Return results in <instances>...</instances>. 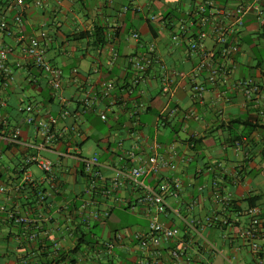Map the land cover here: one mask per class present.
<instances>
[{
	"label": "crops",
	"instance_id": "crops-1",
	"mask_svg": "<svg viewBox=\"0 0 264 264\" xmlns=\"http://www.w3.org/2000/svg\"><path fill=\"white\" fill-rule=\"evenodd\" d=\"M20 1L0 0V15L7 23L6 29L0 30V47L8 50L6 64L10 71L0 85L1 131L3 134L18 128L20 141L34 143L37 123L54 119L52 151L41 152V156H52L42 157L53 164L55 187L47 205L38 207L35 195L46 185L32 171L31 167L37 168L32 164L28 172L39 180L37 186L9 199L0 197L5 210L35 219L33 226H17L5 221L0 212V264H50L57 252L69 254L75 247L73 231L77 226L89 229L94 222L99 234L104 229L109 234L107 239L98 236V242L109 240L117 231L128 237L108 256L98 254L94 245L82 244L83 255L76 264H132L137 251L129 236L146 227L142 208L133 207L135 190L126 184L109 196L92 195L88 213L107 211L108 215L100 221L83 222L80 207L86 195L82 166L58 154H73L78 148L82 157L97 155L109 184L116 170L136 164L126 156L128 150L135 147L136 154L145 158L154 142L160 144L159 153L170 156V167L161 171L158 179L146 178L145 183L179 178L182 188L174 206L196 200L193 216L203 219L217 214L218 218L227 215L229 219L226 227L216 223L201 229L224 254L214 256L212 264H224V258L230 264H264V219L258 251H252L238 235L249 220L243 200L257 197L264 214V25L253 14L244 17L243 25L228 38L237 44L238 52L228 60L216 57L226 69V82L208 85L199 100L192 98L188 76L197 54L187 48L190 39L176 45L170 35L205 0ZM246 1L251 0H212L213 5L227 11ZM257 3L264 11V0ZM16 13H20V23L13 21ZM96 29L104 33L100 44L95 43ZM133 32L139 34V42L130 37ZM32 38L38 40L45 60L61 71L57 91L23 55ZM203 43L208 49H217L211 38ZM150 45L159 64L135 71L129 58ZM205 75H200V81ZM167 81L169 92L162 90ZM244 82L257 85L258 90L246 95ZM108 83L112 87L104 94ZM28 104L34 118L31 125L24 122L27 114L18 110ZM100 114L105 120L99 118ZM89 139L93 146H88L89 155H84ZM7 146V141L0 139V182L14 178L24 153L20 145ZM216 194L228 197L241 212L230 214L221 209L213 201ZM121 211L133 213L135 221L120 227L110 223L114 216L122 217ZM165 224L176 228L181 237L187 236L177 220L169 217Z\"/></svg>",
	"mask_w": 264,
	"mask_h": 264
},
{
	"label": "built area",
	"instance_id": "built-area-1",
	"mask_svg": "<svg viewBox=\"0 0 264 264\" xmlns=\"http://www.w3.org/2000/svg\"><path fill=\"white\" fill-rule=\"evenodd\" d=\"M16 2L17 4L21 3L20 0H16ZM248 14H253L258 22L264 25V11L258 5L257 0L243 2L231 11L213 5L212 0H205L193 11L187 22L180 21L176 30L172 32L170 39L174 44L178 45L190 39L187 42V48L197 54V62L188 75L192 84V98L200 100L208 85L226 82V69L224 65L216 61V57L221 60H228L238 52L237 44L229 42L228 38L233 35L236 28L243 25V19ZM223 18L227 21L224 22ZM13 21L21 22L20 13L14 15ZM6 27L7 23L4 16L0 15V30H5ZM130 37L139 42L138 33L133 32ZM207 38L212 39L217 48L215 51L204 46L203 42ZM7 52L6 48L0 47V78L3 79L10 76V71L6 65ZM23 55L31 58L33 63L40 68L54 91L60 89L61 71L45 60L37 39L29 40L23 49ZM159 61L152 45L147 47L144 52L129 58V64L137 72H143L152 64H159ZM203 72H206L205 80L200 81V75ZM242 86L246 95L256 91V87L248 82L242 83ZM111 87L112 84H106L104 94H108ZM162 90L170 91L169 81L164 84ZM18 110L27 114L24 119L25 124L34 123L31 105L21 106ZM99 118L105 120V115L100 114ZM53 124V118L38 122L37 141L34 143L20 141L18 128H13L5 132L6 134H2L0 131V139L4 138L8 144L20 145L24 151L22 163L14 178L8 182H0V197L9 199L11 195L37 186L39 180L34 179L28 172V167L34 164L42 172L41 182L46 185L45 190L39 191L35 195V204L40 208L47 205L46 202L55 187L53 164L50 160L43 158L41 152L52 151L50 144L54 138ZM159 147L160 144L154 142L151 146V153L145 158L136 154L135 147H132L127 151L126 156L135 160L136 164L130 169L116 170L109 184H106L101 173L102 164L97 155L82 157L78 148L74 149L73 154L60 153L58 155L71 157L82 166L85 177L83 194L86 195V198L82 199L80 207L83 222L88 223L90 219L100 221L108 215L107 211L88 213L87 208L92 195L109 196L126 184L135 190L136 201L133 207L140 206L142 208L141 215L146 220V227L144 230L133 232L129 236V239L131 238L135 243L134 247L137 251L132 264H212L214 256L223 257L224 254L210 239L203 235L201 229L206 225L219 222L227 224V221L218 218L217 214L206 215L203 219L193 216L191 211L197 206L196 200H190L186 204L180 205L183 208L174 206L173 201L178 200L182 188V182L179 178H164L152 185L145 183L146 178L158 179L161 171L170 167V156L159 153L157 151ZM213 201L220 204L223 210H226L230 204L228 197H222L219 194L213 197ZM0 212L4 214L5 221L17 226L29 227L35 223V219L27 214L20 215L18 212L5 210L3 206H0ZM246 214L249 217L248 223L238 235L248 242L252 251H258L257 240L262 223L260 209L258 207L248 208ZM169 217L177 220L183 226L187 236L181 237L176 228L165 224V220ZM127 237L124 232L117 231L112 234L109 240L97 242L94 248L98 254L112 255L114 248L117 245H123ZM126 248L131 249L130 246H126ZM224 259V264H230L228 258Z\"/></svg>",
	"mask_w": 264,
	"mask_h": 264
},
{
	"label": "trees",
	"instance_id": "trees-1",
	"mask_svg": "<svg viewBox=\"0 0 264 264\" xmlns=\"http://www.w3.org/2000/svg\"><path fill=\"white\" fill-rule=\"evenodd\" d=\"M216 1H218V0H216ZM192 14H193V12L189 13V15L187 14V18L191 17ZM166 15H170V14H166ZM166 17H168V16H166ZM192 20H194V19L192 18ZM169 29L172 30V27H170ZM94 37H95V43L96 44H100L104 41V33L101 31V29L95 30ZM26 58L28 59L29 57H26ZM29 61H31L33 63L31 58H29ZM33 65H34V67H36L37 69L40 70V68H38L34 63H33ZM3 82H4L3 78H0V85ZM254 86L256 87V91H257L258 86L257 85H254ZM1 130H2V123L0 124V131ZM237 139H239V138H237ZM11 146L16 147L17 145L8 144L7 147L10 148ZM0 178H1V171H0ZM257 201H258L257 197H247L245 200H243V202H246L247 208L258 207ZM226 211H230V214L233 212L234 213H240L241 212V210L237 209L235 206V203L231 200H230V204H229L228 208H226ZM260 217H261V219H264V214H262L261 210H260ZM225 218L227 219L226 221L228 224L229 219H228L227 215L222 216V219H225ZM230 221H231V218H230ZM219 224L222 225V227L227 226V224H224V223L222 224L221 222H219ZM97 226H98V224L96 222H94L89 229H84L83 226H77L76 229L73 231V237L76 238L75 239V242H76L75 247L69 251V254L57 252V256L55 257L53 262H51L50 264H59L60 262L65 261V259H68L67 264H76L77 259L82 258V255H83L82 250H80L81 245L85 244L87 246H90V245H95L98 242L97 239H98L99 230H98Z\"/></svg>",
	"mask_w": 264,
	"mask_h": 264
},
{
	"label": "rangeland",
	"instance_id": "rangeland-1",
	"mask_svg": "<svg viewBox=\"0 0 264 264\" xmlns=\"http://www.w3.org/2000/svg\"><path fill=\"white\" fill-rule=\"evenodd\" d=\"M88 146H93V140H90L89 139L85 143L84 150H83L84 155H89V153H88ZM42 156L45 157V158H48V159H52V156L51 155H48V154H45V153H43ZM4 162H6V161H4ZM31 169L37 175L42 176V172L39 171L35 166L31 167ZM121 212L122 213L120 215L122 217L117 216L116 217L117 219H115V216H114L112 218V220L110 221V223H114V224L117 223L116 226L117 227H120V226H122L125 223H128L129 224V223H133L135 221V217H134L133 213H131V212L125 213L124 211H121ZM107 232L108 231L106 229H104V231L101 234H99L100 232L98 233V236H100L102 239H107L108 236H109V234Z\"/></svg>",
	"mask_w": 264,
	"mask_h": 264
}]
</instances>
